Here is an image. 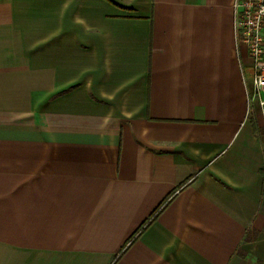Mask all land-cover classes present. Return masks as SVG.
Here are the masks:
<instances>
[{
	"label": "crops",
	"instance_id": "0c3cea01",
	"mask_svg": "<svg viewBox=\"0 0 264 264\" xmlns=\"http://www.w3.org/2000/svg\"><path fill=\"white\" fill-rule=\"evenodd\" d=\"M234 1L0 0V264H264Z\"/></svg>",
	"mask_w": 264,
	"mask_h": 264
},
{
	"label": "built area",
	"instance_id": "2783aa9c",
	"mask_svg": "<svg viewBox=\"0 0 264 264\" xmlns=\"http://www.w3.org/2000/svg\"><path fill=\"white\" fill-rule=\"evenodd\" d=\"M233 8L237 45L251 60L255 93L264 94V0H235ZM259 102L264 105V99Z\"/></svg>",
	"mask_w": 264,
	"mask_h": 264
},
{
	"label": "trees",
	"instance_id": "16d2710c",
	"mask_svg": "<svg viewBox=\"0 0 264 264\" xmlns=\"http://www.w3.org/2000/svg\"><path fill=\"white\" fill-rule=\"evenodd\" d=\"M164 207V205H162L161 207H159V209H157L155 211V213H153L151 215V218L149 219V221L143 223V225H141L129 238L128 242L131 243L133 240H135L136 236L146 227V225L156 216V214H158V212L160 211V209H162Z\"/></svg>",
	"mask_w": 264,
	"mask_h": 264
}]
</instances>
